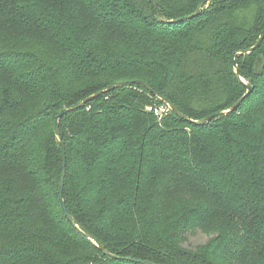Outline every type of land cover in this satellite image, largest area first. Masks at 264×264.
<instances>
[{"label": "trees", "instance_id": "1", "mask_svg": "<svg viewBox=\"0 0 264 264\" xmlns=\"http://www.w3.org/2000/svg\"><path fill=\"white\" fill-rule=\"evenodd\" d=\"M155 1L0 0V264H264V0Z\"/></svg>", "mask_w": 264, "mask_h": 264}, {"label": "water", "instance_id": "2", "mask_svg": "<svg viewBox=\"0 0 264 264\" xmlns=\"http://www.w3.org/2000/svg\"><path fill=\"white\" fill-rule=\"evenodd\" d=\"M211 1L212 0H204L199 5L198 9L193 14H191L189 16H186L184 19L188 20V19H192V18H195V17L199 16L201 14L202 10L205 8V6L208 3H210ZM150 2L154 6V8L157 10V12L159 14V17H160V20L163 23H174V21L166 20V18L164 17L159 5L157 4V2L155 0H150ZM180 21H182V19ZM263 41H264V30L262 31V33H261V35L259 37V40L256 43V45L253 46L252 48L248 49V50L242 51L239 55H245V54H249V53L254 52L255 50H257L261 46ZM235 68H236L237 78L247 87V93L241 99H239L231 107V109L216 113V114H214L212 116H209V117H207L205 119L198 120V121H194V120L189 119L186 115H184L181 111H179V109L174 104L169 102L166 98L162 97L159 93L154 92V90L149 85H147L145 82H143V81H124V82H120V83H117L113 89H119V88H123V87H126V86H131L133 84L142 85L146 90H148L149 92H151V93L157 95L158 97H160L167 104V106L170 108V110L172 112H174L178 117H180L182 119H185V120H188V121H190V122H192V123H194L196 125L202 126V125H205V124L209 123L211 119H213V118H215V117H217L219 115L227 114L229 112L235 111L236 109H238L240 107V105L242 104L244 99L253 92L254 87L252 85L248 84L242 77H240L238 66H237L236 63H235ZM107 92H108V90L100 91V92L88 97L80 105H78L76 107L65 108L56 117L55 132H56L57 136L60 137V142H61L62 151H63V171H62V177H61V181H60L59 201L61 203L62 210H63L67 220L70 223H72L75 227H77L81 232H84V231L81 229L80 225H78L76 223V221L73 218L72 214L68 210V207H67L65 199H64L65 180H66V174H67V169H66L67 158H66L65 144H64V141H63L62 137L60 136V120L65 115H67V114H69V113H71V112H73V111H75L77 109H80V108L84 107L88 102L93 101L94 99L106 94ZM84 234H85V236L88 239L93 241L97 245V247L104 252L105 255H107L108 257L113 258V259H118V257L116 255L111 254L110 252H108V250L105 248V246L102 243H100L93 235H91L88 232H84ZM129 260H132V259H129ZM132 261L137 263V264H154V263H151V262H148V261H143V260H132Z\"/></svg>", "mask_w": 264, "mask_h": 264}, {"label": "rangeland", "instance_id": "3", "mask_svg": "<svg viewBox=\"0 0 264 264\" xmlns=\"http://www.w3.org/2000/svg\"><path fill=\"white\" fill-rule=\"evenodd\" d=\"M166 105L160 104V103H154L152 106L149 107L150 110L155 111V114L161 117L167 116L169 113L166 111ZM189 243L191 246H198L200 244H203L208 239L207 235L202 233L201 231L192 233L189 235Z\"/></svg>", "mask_w": 264, "mask_h": 264}, {"label": "built area", "instance_id": "4", "mask_svg": "<svg viewBox=\"0 0 264 264\" xmlns=\"http://www.w3.org/2000/svg\"><path fill=\"white\" fill-rule=\"evenodd\" d=\"M166 111L168 112L169 111V108H166Z\"/></svg>", "mask_w": 264, "mask_h": 264}]
</instances>
